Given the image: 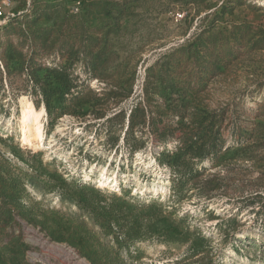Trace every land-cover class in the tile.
<instances>
[{"label": "rangeland", "instance_id": "obj_1", "mask_svg": "<svg viewBox=\"0 0 264 264\" xmlns=\"http://www.w3.org/2000/svg\"><path fill=\"white\" fill-rule=\"evenodd\" d=\"M0 171V264H264V0H0Z\"/></svg>", "mask_w": 264, "mask_h": 264}, {"label": "trees", "instance_id": "obj_2", "mask_svg": "<svg viewBox=\"0 0 264 264\" xmlns=\"http://www.w3.org/2000/svg\"><path fill=\"white\" fill-rule=\"evenodd\" d=\"M18 183L15 180H10L9 178L3 176V172L0 171V202L2 199H12L16 196ZM108 219V221L111 223L114 221L111 218H108V216L105 217ZM116 220V219H115ZM99 224L102 225V223L99 221ZM131 238H135L134 236H131Z\"/></svg>", "mask_w": 264, "mask_h": 264}, {"label": "bare ground", "instance_id": "obj_3", "mask_svg": "<svg viewBox=\"0 0 264 264\" xmlns=\"http://www.w3.org/2000/svg\"><path fill=\"white\" fill-rule=\"evenodd\" d=\"M114 177H117L118 178L119 176H118V174H114ZM121 177L126 178L127 177V174L124 173ZM103 180H104V174L100 178H98V182L101 184ZM111 184L114 185L113 187H117V185H118L117 183H115V179H113V181L111 182ZM161 187L154 186L153 189H151V191H156V192H160L161 191V192H163V188H161ZM56 205H60V203H57ZM243 237H246V234H243Z\"/></svg>", "mask_w": 264, "mask_h": 264}, {"label": "built area", "instance_id": "obj_4", "mask_svg": "<svg viewBox=\"0 0 264 264\" xmlns=\"http://www.w3.org/2000/svg\"><path fill=\"white\" fill-rule=\"evenodd\" d=\"M180 17H181V15H180Z\"/></svg>", "mask_w": 264, "mask_h": 264}]
</instances>
